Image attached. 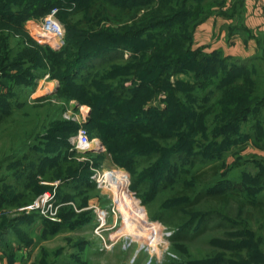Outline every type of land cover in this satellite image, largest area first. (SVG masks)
<instances>
[{
	"label": "rangeland",
	"instance_id": "374dc122",
	"mask_svg": "<svg viewBox=\"0 0 264 264\" xmlns=\"http://www.w3.org/2000/svg\"><path fill=\"white\" fill-rule=\"evenodd\" d=\"M73 1L74 5H71V2L69 3L67 0H49V11L45 14L33 16V20L39 21L44 15L49 14L52 9H55L54 16L62 24L63 22L57 17V14L59 12L69 14L68 18L74 25V29L67 32L63 25L65 43L59 49L54 50L34 39L28 30L31 22L27 24V27H22L21 36L31 37L38 45L42 46V49L48 52L50 69L49 59L60 61L66 57L69 60H73L80 51L85 49L92 52L101 51L99 42L109 39L105 34L107 31L120 32L125 25L133 22V18H123L122 22L102 19L96 23L93 19L84 16L83 7L78 5L80 0ZM243 1L204 0L202 2L201 0H196L193 2L196 6H189L190 13L187 15L180 16L170 22H162V24L139 36V42L133 40L132 42L127 41V43L130 42L137 47L146 42L143 45L146 53L157 51L155 55H147L146 57H153L154 60L159 62H164L171 57L177 59L180 54L178 46L165 44L168 47L167 49L162 42L151 44V41L148 40L156 39L162 41L163 38L167 39L171 33L179 31L178 27L181 30L187 27L186 22L196 14L195 20H199L204 15L206 16L201 20V23H204L202 25L204 27L200 28L197 26L194 31L193 48L199 49L198 47H202L203 51H209L210 49L206 48H209L211 44L217 43L219 38L217 35L221 32V28L225 29V39L222 40L221 44L229 47L232 44L234 34L228 36V24L241 20L240 6ZM173 2L174 0H155L154 3L141 7L134 18L156 15L157 3H163L162 12L168 11V15L173 11L170 9ZM199 9H204L202 14ZM229 15L233 17L230 18ZM113 35L114 39L109 40L115 43H122V34L114 33ZM243 35L247 36L244 32ZM18 36V34L14 33V38H18ZM84 39H88L90 43L81 46ZM259 44L261 45L257 51L260 56L264 57V44L263 42H259ZM149 45L151 46L149 47ZM175 45L179 44L175 42ZM94 55L96 53L91 56ZM128 55H130V51L124 50L122 57ZM117 58L111 60L112 62L110 63L119 66L126 63L120 56ZM249 58H252V55H249L244 50L242 57L230 60L234 63L242 64L243 68L240 69L241 72H237L238 74L250 69L252 74L258 78V73H264V59L253 63ZM110 63L100 64L99 67L91 69L103 71L111 65ZM227 63L225 62V64ZM81 71L83 72L84 69ZM192 71V68L180 70L177 73L166 70L163 75L167 77L170 83H175L179 79L193 82ZM170 73L172 74L170 75ZM215 74H217V71L212 72L209 75V79L216 80ZM45 75L40 81V78L29 79L33 83V88L30 91L25 89L24 93L19 92L17 94L18 98L24 100V104L22 103L19 107L16 106L17 108L14 109L11 115L0 123V178L3 179L5 177L4 180L0 181V193L2 195L0 197V227L3 226L2 229L4 231L0 235V264L3 262L10 264L11 260L20 262L29 260L30 264H264V212L261 213L260 210L254 209L251 204L247 203L251 198H264V159L259 153L264 149L255 146L252 137H250L259 135L260 131H258L257 126L256 128L251 127L250 124L264 121V110L258 118H253L252 113L247 115L246 120H243L238 125L239 137L233 144H221L219 142V144H216L215 149L204 151L200 143L202 140L200 139V142L196 143L195 146L188 148L185 156L178 158L177 166L172 167L178 172L177 176H160L161 179L155 188L156 191H150L147 187L139 190L136 185L131 188L141 201H144L145 204L143 201L142 203L145 206L148 220L159 221L167 230L175 231L178 218L165 219L171 213L165 210L164 206L174 197L180 202L188 200L189 194L184 198L179 197L180 192L186 193L189 191L186 185L181 186L179 183L190 182L191 174L200 167L204 168L203 170L205 171L209 167H218L216 176L219 177L224 174V177L229 179L228 182L230 183L218 188L217 191L222 190L232 193L233 200L230 199L227 203H224L223 200L216 202L210 199L207 201L203 197L196 204L195 209L215 212L218 210L224 216L208 220L206 223L203 220L201 223L196 224L191 231L184 234V238L176 239L174 242L171 239L168 240L165 246L159 248L160 254L158 256L156 254L151 256L142 248L136 252L140 248L141 242L133 241L130 243L129 239L125 237L113 241V244L108 249H102L101 239L92 232L93 222L91 220L85 222L86 219H94V215L92 217L93 212L86 208L89 203L96 201L101 205H106L108 201V195L103 190L96 188L92 182V174L102 168L120 167L128 171L132 184L133 176L143 169L145 164L141 167H132L131 169L116 164L112 155L107 151L106 144H103V140L95 135L98 131L93 129L94 126L92 124L87 126L86 123L90 119V115H92L93 106L86 102L85 99L99 100V94L90 95L88 93L81 96L78 100L76 98H68L66 94H56L55 91L59 86L58 80L50 76L49 70ZM95 75L91 74L90 78H86L79 73L76 79L77 85L80 86L81 83H87L89 86L92 84ZM97 76H102V73ZM261 79L263 80H258V82H263L264 76ZM204 86H207L205 92L209 91L210 84ZM150 87L152 89V86ZM202 87L194 89L195 92L192 91V93L201 95ZM82 88L79 87L81 90ZM35 90H38V95H35ZM154 90L150 93L143 88L140 92L142 97L140 102L145 107L148 105L164 107L166 94L162 92L156 93ZM5 91L6 89L0 93ZM90 91L91 89L88 92ZM210 92L212 91L210 90ZM46 94H49V96L38 100L37 97ZM217 95L218 93L216 92L215 96L209 98L210 103L215 101ZM183 99H181V102L189 106L190 104L186 102V99L189 98ZM45 104H48V107ZM70 108H72L73 114L79 115L80 119L81 114H84V125L88 137L98 138L104 149L83 152L69 151L70 143L76 135L78 126L76 121L66 118L67 115L65 113L67 110L71 111ZM48 110L50 114L46 113ZM59 121L64 122V131L59 133L58 136L65 137L66 143L62 145L57 142L51 147L53 151L49 155L50 159H52L50 162L40 164L38 157L29 159L27 158V151L19 153L16 157L9 158L13 150L20 147V139L22 138L30 141L31 145H43V142L37 141L35 138L38 137L39 139L45 134L53 133L51 129ZM122 129L124 128L119 130ZM262 129L264 131V125H262ZM227 133H230L229 128H227ZM245 133H247L248 137L245 136ZM29 135H31V138H29ZM123 135L119 134L113 138V141L123 139L125 137ZM195 137H198V135L189 136V139H195ZM66 144H68L67 147ZM145 156V154L139 155L138 160H142ZM125 157L124 155L122 159H125ZM29 161L33 162L31 166L28 165ZM162 168H159L158 171L160 172ZM184 170L185 172L183 173ZM75 173L84 175L85 181L77 189H72L69 184L72 183ZM179 173L183 174L179 176ZM211 173L212 171L210 170L207 175ZM31 179L37 180V182L32 183ZM237 181H239L240 185H235ZM9 186L12 187V190H9ZM241 187H245V190L240 192ZM47 191L53 193L54 203L64 202L61 198L73 199L66 203L72 207L75 213L67 214L65 211L68 210H62L61 207L64 205H61L55 215L52 216L54 219H50V217L40 214L38 209L26 208L39 195ZM12 195H17L15 205L8 204ZM193 201L194 197L191 196L190 202L192 203ZM241 202H243V209L240 207ZM239 209H242L246 214H250V224L245 226L246 223L244 224ZM16 217H21V219H17L13 226H4L5 223ZM23 217H27L28 220H22ZM153 224L156 225L155 223ZM258 236H261L260 240H258ZM9 247L14 250L9 252ZM2 250H5V252ZM16 250H22L23 252L17 253Z\"/></svg>",
	"mask_w": 264,
	"mask_h": 264
},
{
	"label": "trees",
	"instance_id": "16d2710c",
	"mask_svg": "<svg viewBox=\"0 0 264 264\" xmlns=\"http://www.w3.org/2000/svg\"><path fill=\"white\" fill-rule=\"evenodd\" d=\"M67 1L71 2V5L75 4L73 0ZM154 1H78V5L83 7L84 16L93 19L96 23L102 19L122 22L123 18H133V22L125 25L120 32L107 31L105 33L109 39H114V33L122 34V43H115L105 39L99 42L101 47L99 52L85 49L80 51L73 60H69L66 57L60 61L49 59L50 69L48 52L42 49V46L38 45L31 37L21 36L24 15L25 18L28 15L33 18L34 15L45 14L49 11V0H0V83L6 86V91L0 93V123L11 115L14 109L17 108L16 106L19 107L22 103L24 104V100L18 98L17 94L19 92L24 93L25 89L30 91L33 88V83L30 80L41 78L49 70L50 76L56 78L59 83L58 89L55 91L56 94H66L68 98H76V100L88 93L90 95L99 94V100L85 99L86 102L93 106L92 115H90V119H88L86 124L87 126L92 124L94 126L93 129L98 131L95 135L103 140V144H106V149L112 155L116 164L129 169L141 167L145 164L144 168L133 176L131 188L136 185L139 190L147 187L150 191H156L155 188L161 179L160 176H177L178 172L172 167H176L178 158L185 156L188 148L195 146L196 143L200 142V139L202 140L200 143L204 151L215 149L216 144H219V142L221 144L235 143L239 137L238 125L243 120H246L247 115L252 113L253 118H258L262 115L264 110V81L258 82V80H263L261 77L264 76V73H258V78L252 74L250 69L238 74L237 72H241L240 69L243 68L242 64L234 63L230 59H238L239 57L225 55L219 49L209 51H203L202 47L194 49V31L206 15L200 17L199 20H195L196 14L193 15L186 22L187 27L183 30L178 27L179 31L171 33L167 39L163 38L162 41L156 39L148 40L151 41V44L162 42L164 46L165 44L178 46L180 54L177 59L169 56L171 57L170 59L159 62L154 60L153 57H146L147 55H155L157 51L146 53V49L143 47L146 42L137 47L130 42L133 40L139 42V36L143 33L162 24V22H170L180 16L187 15L190 13L189 6H196L193 4L196 0H174L173 5L170 6L173 11L167 15L168 11L162 12L163 3H157L156 15L134 18L141 7L154 3ZM201 1L203 2L204 0ZM12 2L17 5H15L16 9L20 13H12ZM244 2L245 0L240 6V16L243 13ZM203 10L199 9V12L202 14ZM68 16L69 14L60 12L57 14L67 32H70L74 29V25ZM229 17L232 18L233 16L229 15ZM241 20L228 24V36H232L238 30L244 31ZM14 33L20 37L18 36L12 41ZM127 41L130 42L127 43ZM175 42L179 45H175ZM89 43L88 39H84L81 46ZM165 47L168 49L167 46ZM124 50L130 51V55L122 57ZM93 53H96V55L91 56ZM118 56L126 61L122 66L110 63L112 62L111 60L118 59ZM249 59L254 63L257 60L262 61L264 57L257 52ZM225 62L228 63L225 64ZM104 63H110L111 65L103 71L91 69ZM188 68L193 70V82L179 79L175 83H170L167 77L163 75L166 70L177 73V71ZM82 69H84L83 72L81 71ZM216 71L217 74L214 75L216 80L209 79V75ZM79 73L86 78H90L91 74L96 75L89 86L87 83H81L78 86L76 79ZM99 73H102V76H97ZM206 84H210V89L205 92L207 86L204 85ZM150 86H152V89ZM79 87L85 88L81 90ZM198 87H202V94H193L192 91L195 92L194 89ZM143 88L150 93L153 92V89H155L156 93H165V106L148 105L145 107L140 102L142 98L140 92ZM89 89H91L90 92H88ZM216 92L218 95L215 97V101L210 103L209 98L215 96ZM48 96L49 94H46L37 98L42 100ZM183 98H189L186 99V102L190 104L189 106L181 102ZM45 106L48 107V104H45ZM48 112L49 110L46 113ZM63 123V121L56 123L51 129L53 133L45 134L39 139L38 137L35 138V140L43 142V145H31L26 138L20 139V147L14 149L9 158L16 157L19 153L27 151V158L29 159L38 157L40 164L50 162L52 159H50L49 155L53 151L51 147L57 142L62 145L66 143L65 137L58 136L59 133L64 131ZM262 125H264V121L250 124L251 127L256 128L257 126L258 131H260L258 136L250 137H252L255 146L264 149ZM120 128L124 129L119 130ZM227 128H229L230 133H227ZM119 134H125L123 135L125 137L113 141V138ZM194 134H197L198 137L189 139V136L191 137ZM245 136L248 137L247 133H245ZM29 138H31V135H29ZM141 154L146 156L142 160H138ZM124 155L126 157L122 159ZM32 163V161H29L28 165L31 166ZM159 168H162L160 172L158 171ZM217 168L209 167L205 171L203 170L204 168L200 167L195 170L191 174L190 182L179 183L181 186L186 185L189 188L186 193L180 192L179 197L184 198L189 194L188 200L180 202L174 197L164 206L165 210L171 213L165 219L178 218L177 229L173 230L171 237L173 242L176 239L184 238V234L191 231L196 224L201 223L203 220L206 223L208 220L224 216L218 210L215 212L195 209L196 204L203 197L207 201L210 199L216 202L223 200L224 203H227L230 199L233 200L232 193L222 190L217 191L218 188L230 183L228 182L229 179L224 177V174L219 177L216 176ZM210 170L212 173L207 175ZM183 173H179V176ZM25 177L29 178L28 176ZM73 177L74 179L69 186L72 189H77L80 184H83L85 178L80 173H75ZM4 179L5 177L3 179L0 178V181ZM31 182L36 183L37 180L31 179ZM236 184L240 185L239 181ZM8 188L12 190V187L9 186ZM243 190H245V187L240 188V192ZM191 196L194 197L192 203L190 202ZM16 199L17 195H12L8 204L15 205ZM61 199L64 201H60L64 205L61 207L62 210H68L65 211L67 214H74L72 207L66 203L73 199ZM247 203L251 204L254 209L260 210L261 213L264 212V198H251ZM240 207H243V202L240 203ZM242 209H239V212L246 226L250 224L251 217L250 214H246ZM27 217L29 219L28 215ZM27 217H23L22 220H28ZM17 219H21V217L12 218L4 226H13ZM90 220L93 222V218L86 219L85 222ZM2 228L3 226L0 227V235L4 232ZM260 239L261 236H258V240ZM13 250L12 247L8 248L9 252ZM2 251L5 252V250Z\"/></svg>",
	"mask_w": 264,
	"mask_h": 264
},
{
	"label": "built area",
	"instance_id": "2783aa9c",
	"mask_svg": "<svg viewBox=\"0 0 264 264\" xmlns=\"http://www.w3.org/2000/svg\"><path fill=\"white\" fill-rule=\"evenodd\" d=\"M55 9L49 14L44 15L39 21H33L29 27V33L38 42L48 45L50 48L57 50L64 44L65 29L63 25L54 16ZM35 34H33V32ZM67 110L66 118L77 122L76 135L72 139L69 151H89L101 150L103 144L98 138H89L86 127L84 125V114L81 119L78 114L72 113V108ZM82 110V108H81ZM92 182L95 187L103 190L108 196L106 205L94 201L87 205L86 208L93 212L92 232L101 239L102 249H108L113 241L122 238H128L130 243L133 241L141 242V248L145 249L151 256L160 254L159 248L166 245L171 239L173 231L167 230L159 221H150L147 219L145 206L141 199L131 189V179L128 171L120 167H109L96 170L92 176ZM62 203H54L53 193L44 192L35 199L27 209H38L40 214L45 217L54 219L58 207ZM138 216H141L140 219ZM145 221L147 225L155 223L157 229L153 232V242L151 240H138L130 235L126 230L127 224L137 223V221ZM130 222L124 224V222ZM138 224V223H137Z\"/></svg>",
	"mask_w": 264,
	"mask_h": 264
},
{
	"label": "crops",
	"instance_id": "0c3cea01",
	"mask_svg": "<svg viewBox=\"0 0 264 264\" xmlns=\"http://www.w3.org/2000/svg\"><path fill=\"white\" fill-rule=\"evenodd\" d=\"M11 5H13L11 7V11L13 14L20 13V11L16 9L17 5L14 2H12ZM241 19L242 29L244 31L238 30L234 33V36L232 38V44L229 47H225L223 44H221L222 40L225 39V29L221 28V32L217 35L219 36L217 43L211 44L209 48H205L210 50L219 49L222 50L225 55H230L233 57H242L244 55V50H246L249 55H255L258 52V47L260 46L259 42L264 43V0H245ZM31 21L33 22L36 20H33L32 16L30 15L25 18L24 15L23 27H27V24ZM202 25H204V23H201V25L199 24L198 26L202 28L204 27ZM243 32L246 33V37L245 35H243ZM14 39L15 38L13 36L12 41ZM44 76L46 75H43L42 77L44 78ZM42 77L39 79V81L42 80ZM5 88L6 86L3 83H0V92H2V90H4ZM37 91L38 90H35V95L37 94ZM259 153L263 156L264 159V150ZM16 252L22 253L23 251L16 250ZM1 264L7 263L3 262ZM10 264H30V261H11Z\"/></svg>",
	"mask_w": 264,
	"mask_h": 264
},
{
	"label": "bare ground",
	"instance_id": "6f19581e",
	"mask_svg": "<svg viewBox=\"0 0 264 264\" xmlns=\"http://www.w3.org/2000/svg\"><path fill=\"white\" fill-rule=\"evenodd\" d=\"M138 217L142 219L141 216H138ZM127 223H130V222H127V221L124 222V224H127ZM137 223L127 224L126 231L138 240H151V242L154 243L153 242V232L156 231L157 226L154 225L153 223L147 225L145 221L143 220L137 221Z\"/></svg>",
	"mask_w": 264,
	"mask_h": 264
},
{
	"label": "water",
	"instance_id": "95a60500",
	"mask_svg": "<svg viewBox=\"0 0 264 264\" xmlns=\"http://www.w3.org/2000/svg\"><path fill=\"white\" fill-rule=\"evenodd\" d=\"M32 32H33V34H35V32H34V31H32ZM55 86H56V85H55ZM54 90H55V89H54ZM54 90H53V91H54Z\"/></svg>",
	"mask_w": 264,
	"mask_h": 264
}]
</instances>
